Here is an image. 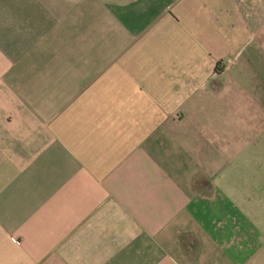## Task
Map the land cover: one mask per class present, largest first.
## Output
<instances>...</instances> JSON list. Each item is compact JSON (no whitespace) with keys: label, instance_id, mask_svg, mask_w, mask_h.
Listing matches in <instances>:
<instances>
[{"label":"crops","instance_id":"obj_1","mask_svg":"<svg viewBox=\"0 0 264 264\" xmlns=\"http://www.w3.org/2000/svg\"><path fill=\"white\" fill-rule=\"evenodd\" d=\"M0 264H264V0H0Z\"/></svg>","mask_w":264,"mask_h":264},{"label":"trees","instance_id":"obj_2","mask_svg":"<svg viewBox=\"0 0 264 264\" xmlns=\"http://www.w3.org/2000/svg\"><path fill=\"white\" fill-rule=\"evenodd\" d=\"M217 69V68H216Z\"/></svg>","mask_w":264,"mask_h":264}]
</instances>
